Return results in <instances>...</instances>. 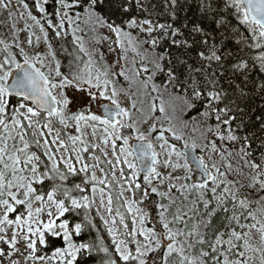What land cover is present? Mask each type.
Masks as SVG:
<instances>
[{"label": "trees", "instance_id": "obj_1", "mask_svg": "<svg viewBox=\"0 0 264 264\" xmlns=\"http://www.w3.org/2000/svg\"><path fill=\"white\" fill-rule=\"evenodd\" d=\"M25 1L40 20L67 80L82 84L89 71H97L85 44H96L99 25H110L125 40L129 62L117 76L122 85L137 84L138 95L155 114L178 113L183 124H203L208 134L220 131L217 140L227 148L229 161L236 162L242 176L239 191L249 192V200L237 203L231 196L219 200L210 191L201 196L178 191L173 200L154 197L150 213L160 234L167 228L180 229L202 264H225L223 242L235 229L243 232L240 226L247 220L254 222L249 209L259 199L264 203V36L242 0H44L42 8L37 0ZM143 24L147 27L140 28ZM17 58L20 64L27 61L18 53ZM21 102L10 96L8 118ZM12 168L6 172L8 178ZM24 168L29 173V166ZM61 171L58 188L52 171L47 184L37 183L17 209L28 207L53 185L66 200L55 231L52 228L37 241V255L72 248L64 264H142L138 257L123 260L117 253L90 196L85 202L84 177ZM117 194L115 206L125 219V236L133 240L130 217ZM74 199L81 200L80 205H73ZM162 205L167 206L164 212ZM60 223L67 230L55 234ZM77 246L81 248L74 250ZM159 250L153 264H164V246Z\"/></svg>", "mask_w": 264, "mask_h": 264}, {"label": "rangeland", "instance_id": "obj_2", "mask_svg": "<svg viewBox=\"0 0 264 264\" xmlns=\"http://www.w3.org/2000/svg\"><path fill=\"white\" fill-rule=\"evenodd\" d=\"M37 3L42 8L44 0ZM144 27L147 25L140 28ZM99 28L98 42L85 44L97 71H89L85 82L77 84L62 75L47 34L26 1L0 0V264H64L72 250L37 255V241L52 231L57 218L65 212L63 201L53 193L46 198L38 197L28 207L17 210L27 199L31 179L35 178V175L28 177L24 168L28 164L25 162L22 166L20 158L27 157L25 133L28 128L37 135L51 160L55 161L56 145L66 165L74 167L77 163L81 168L91 169L95 183L90 199L123 260L138 257L142 264H153L154 252L164 246V264H202L180 229L170 230L167 224L168 232L160 234L155 229L150 213L154 197L173 200L174 192L178 191H192L197 196L210 191L216 193L219 200L231 196L241 203L251 195L239 191L242 176L237 174L236 162L229 161L230 154L224 143L217 140L221 135L219 130L208 134L203 132V124H183L181 114L171 116L165 111L155 114L149 109L150 103L143 102L138 95L137 84L127 87L118 81V73L129 62L125 60L124 36L110 25H99ZM260 33L264 36V30L260 29ZM17 53L43 73L60 103L57 118L47 122L46 128L42 126L41 111L28 101L21 103L11 119L5 114L10 96L7 84L20 65ZM126 77L129 79L131 74L127 73ZM149 101L152 103L151 99ZM104 102L121 105L127 117L109 121L100 109ZM72 112L80 114L69 120ZM55 121H60V131L53 130ZM134 140H146L157 154L154 170L146 176H141L132 152ZM188 146L196 149L209 170V177L199 175L186 160L183 149ZM35 159L37 156L28 157L29 161ZM11 165L12 173L8 178L6 172ZM111 189L117 190L124 199L133 240L125 236V219L113 203ZM133 191L139 197L136 198ZM166 207L162 205L160 212ZM249 211L254 222L247 220L240 226L243 232L235 229L223 242L225 264H264L262 200ZM56 229L55 234L66 232L67 225L59 224ZM129 245L136 249V254H131ZM80 248L77 246L74 250Z\"/></svg>", "mask_w": 264, "mask_h": 264}, {"label": "water", "instance_id": "obj_3", "mask_svg": "<svg viewBox=\"0 0 264 264\" xmlns=\"http://www.w3.org/2000/svg\"><path fill=\"white\" fill-rule=\"evenodd\" d=\"M248 17L264 26V0H242ZM10 96L25 99L32 103L39 111L56 116L60 103L53 95L46 77L30 62L21 63L12 73L7 84ZM104 116L115 120L119 116L126 117L127 111L119 104L104 102L100 105ZM76 113H71V116ZM132 151L136 157L141 176L153 172L157 161V154L146 140H134ZM186 160L200 175L209 177V170L200 159L196 149L188 146L183 149Z\"/></svg>", "mask_w": 264, "mask_h": 264}, {"label": "flooded vegetation", "instance_id": "obj_4", "mask_svg": "<svg viewBox=\"0 0 264 264\" xmlns=\"http://www.w3.org/2000/svg\"><path fill=\"white\" fill-rule=\"evenodd\" d=\"M251 20V19H250ZM252 22H255L258 24L259 28L261 30H264V26L261 25L259 22L257 21H253L251 20ZM13 97V96H11ZM8 103H9V100H10V96L8 97ZM15 98H18V97H15ZM18 99H21V98H18ZM23 101H26L24 99H22V102ZM21 102V103H22ZM8 103L6 104V111H5V114L7 115L8 112H9V106H8ZM21 104L17 107V111L15 114L18 113V109L20 108ZM102 112V111H101ZM72 113H76V114H73L71 116V118H69V120H73V118H75L76 116H78L80 114V112H72ZM41 115L44 116V120L42 121V126L46 128V124L47 122H53L54 119L57 118V114L56 116H51L50 114L46 113V112H40ZM71 113H69L70 115ZM103 114V113H102ZM14 117V115L12 116ZM70 117V116H69ZM105 117V116H104ZM126 118V117H123V116H119L117 117L115 120H117L118 118ZM11 119V118H10ZM108 119V118H106ZM109 120V119H108ZM115 120H109V121H115ZM60 121H55L54 123V131H60ZM26 151H27V157L23 158L22 160V163H25L27 162L28 166H29V173H28V177H33L35 175V178L31 179V185H32V188L30 189L31 191L32 190H35V187H36V184L39 183L40 185L42 184H47L48 180H49V176L50 174L52 173V171H55L54 173L56 174V182L57 183V188L59 186V184L62 182V179H61V174L63 173L61 170H65L66 172H69L70 174L72 175H77V176H83L84 177V182H85V186L84 188H82V190L88 192V194H90L92 192V189H93V184L95 183L92 179V172H91V169L89 167L87 168H81L77 163L75 164L74 167H70L68 165H66L62 159L60 158L59 156V153H58V147L55 145V161L51 160L49 155H48V152L46 150V148L44 147V145L39 141V139L37 138V135L30 129L28 128L26 130ZM51 140V138H50ZM40 152V153H39ZM133 152V151H132ZM134 154V153H133ZM31 156H37V160L35 159V161H29L28 160V157L30 158ZM135 156V155H134ZM136 158V157H135ZM137 161V160H136ZM139 168V167H138ZM140 171V170H139ZM200 175V174H199ZM53 185V184H52ZM52 187V186H51ZM57 188L54 187L53 185V188H51L49 190V192L46 194V195H40L38 196L39 198L42 197V198H46L48 197L50 194H54L56 198H58L59 200L63 201L64 205H66V200L62 199L61 196H58L57 195ZM30 191V192H31ZM29 192V193H30ZM111 194H112V200H113V203L116 202V200L118 199V194H117V190L115 189H111L110 190ZM134 192V195L135 197L137 198V196L139 197L138 193L136 194L135 191ZM86 194L84 195L85 198H87V200L85 202H88L89 199V195ZM29 195V194H28ZM121 195V194H120ZM37 197V198H38ZM122 197V196H121ZM36 198V199H37ZM35 199V200H36ZM123 199V198H122ZM83 201V200H82ZM92 201V200H91ZM124 201V199H123ZM80 202L81 200H77V199H74L72 204L73 205H80ZM115 204V203H114ZM62 224V223H60ZM131 251V254H136V249H134L133 247H131L129 245L128 247Z\"/></svg>", "mask_w": 264, "mask_h": 264}]
</instances>
